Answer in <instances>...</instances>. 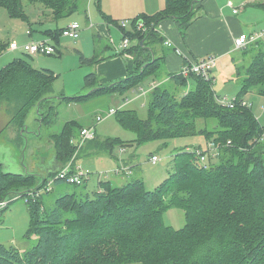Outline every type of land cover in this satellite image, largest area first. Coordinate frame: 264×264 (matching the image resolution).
Instances as JSON below:
<instances>
[{
  "label": "trees",
  "instance_id": "obj_1",
  "mask_svg": "<svg viewBox=\"0 0 264 264\" xmlns=\"http://www.w3.org/2000/svg\"><path fill=\"white\" fill-rule=\"evenodd\" d=\"M28 1L44 8L47 13L43 19L49 22L50 17L57 22L78 10L77 0ZM201 1L165 0V6L159 11L132 18L127 28H121L123 35L131 40V45L122 52L134 56L135 68L106 85H99L96 73L90 72L85 76L89 92L63 99L80 102L100 94L125 93L160 72L162 57L153 55L148 45L163 42L155 31L156 25L171 18L185 36ZM23 2L0 0V7H5L12 17L30 21ZM138 21L148 27L146 32L136 28ZM63 28L51 26L42 33L59 42ZM10 45L11 42L0 38V55L10 49ZM22 45L12 50L19 49L23 55L0 70V107L6 104L5 112L11 115L7 121L0 122V144L7 140L27 143V118L34 109L42 115L41 126L50 123L49 114L41 109L54 97L50 91L55 75L51 70L34 67L32 54ZM242 54L244 64L237 69L241 90L234 98V107L221 105L212 81L196 74L189 76L193 83L187 93L180 94L179 87L188 84V77L171 73L169 81H173V88L166 84L152 91L145 118L132 109L116 111L118 121L138 133L134 142L118 138L101 140L98 135L91 140L96 141L92 147L109 154L114 152L118 142L121 146H131L157 138L196 134L205 135L215 144V149L208 148L201 154L197 152L201 148L177 150L172 155L169 176L154 189H147L141 178H133L129 172L132 168L122 166L119 174L130 175L126 183L117 185L106 180L100 182L93 194L88 192L84 198H78L73 192L65 193L56 198L53 207L47 208L44 195L50 191L28 195L45 186L53 173L41 174L38 170L30 173L29 169L20 173L7 171L0 152V201L11 199L14 194H21L19 199H27L31 215L28 235L33 231L38 236L37 244L25 252L0 244V264H125L135 261L144 264H264V140H260L264 126L251 107L240 101L242 95L254 87L264 94V44L260 40L253 42L243 48ZM99 59L81 56L83 62L95 63ZM201 118H213L216 124L209 128L204 121L200 125L197 120ZM77 124L76 120L67 122L60 132L52 135L55 151L50 158L57 159L61 167L71 159L77 147L78 135L74 136ZM82 128L80 126L79 131ZM6 131L7 137L1 138ZM202 154H206L205 163L201 161ZM37 159V163H42L39 157ZM74 163L76 165V160ZM60 183L65 182L57 181L52 190ZM171 207L184 211L186 223L181 229L163 221V214ZM67 212L74 218L70 220Z\"/></svg>",
  "mask_w": 264,
  "mask_h": 264
},
{
  "label": "rangeland",
  "instance_id": "obj_2",
  "mask_svg": "<svg viewBox=\"0 0 264 264\" xmlns=\"http://www.w3.org/2000/svg\"><path fill=\"white\" fill-rule=\"evenodd\" d=\"M77 1L79 3V9H81V7L88 9L89 3L91 11H96L94 3L95 0ZM23 3L30 21L12 17L5 7H0V38L2 40L8 42H12L14 40L18 41V37L20 40V37L26 33V29L30 27V23H32L31 27L34 29L35 35H38L42 28L46 29L51 26H59L60 28H63V26H66L65 23L68 20H71L72 22V20H75V18L79 19V21H83H78L81 25V29H84L85 31L82 32V35L91 34L86 27L88 22L85 19L84 13L80 12L79 10V12L72 13V15L69 17H63L57 22L52 21V17H50L51 21L49 22L37 15L36 10L41 8L40 6L29 2L28 0H24ZM197 11L198 13L201 12L199 9H197ZM249 11L252 12V9H249ZM198 13H196V15ZM254 14L255 15L252 17L253 19L256 21L257 19H259V21L261 20L256 25V28L258 32H263L264 13L262 10L255 9ZM39 19H42V24H39ZM124 20H129L130 25L132 18H122L119 20V24H121ZM43 25L46 26L43 27ZM119 38L120 40L118 44H121L122 38L121 36ZM47 39H49L50 42L52 40L54 44H57L56 47L58 45H63L65 48L68 47V49H61V53L58 50L53 54L43 56L46 57V59H57L54 61V68L51 66L55 70H51L55 77L53 78L52 90L50 91V94L54 97L50 101H47L41 109V112H46L49 114L48 119L50 120V123L41 126L42 123H40V120L42 119V115L37 109H34L30 111L31 113L27 118V124L29 125V132H26L27 143L25 142L19 144L14 140H7L6 142L0 144L2 160L5 163V168L7 171L10 170L12 172L20 173L21 171L29 169L30 173H32V171L38 170L41 174H46L48 169H56L59 167L60 162L55 158H50L51 153L55 151L52 135L60 132L65 123L70 119H76L78 123L76 125L78 133L74 136H79L80 126L96 125L95 127L97 135L101 140L105 138H118L122 141L130 143L134 142L138 138V133L135 130L122 125L118 121L116 114H110L103 120L96 121L97 115H103L111 110V108L117 109V106L120 104V102L125 101V98H127L126 96H135L136 94L132 92V89L128 90V92L126 91L125 93H105L96 95L78 103L63 99L65 96L73 97L87 94L89 92V88L85 86V76L92 70L90 65L86 64L81 66L79 60L80 56L75 53V44H79L78 40L81 39L72 40L61 37L60 42L52 38ZM96 41L99 44L106 42L105 39H100L98 36H96ZM260 41L264 44V34L262 35V39H260ZM148 45L153 48L156 53H158L157 44L150 42ZM166 52L169 51L166 50ZM241 53H243V49L242 51L234 50L229 57L221 60V62L219 61L220 63H218L216 68L217 70H214L216 79L212 81V84L213 89H215V93L219 95L217 97L233 100L239 94L241 90V81L239 78H237V68L244 64ZM22 55L23 53L19 49H7L4 51L0 55V70L7 63ZM39 55L42 54L32 55L33 59L35 60L36 57H40ZM41 64L50 65L49 62H41ZM163 70L161 72L162 75L164 73ZM161 73L158 77L159 79L162 77ZM243 75L245 74L243 73ZM148 80H151L150 76L148 77ZM150 96L151 95L148 92V94H142L139 99H135L136 101L133 100L132 105L137 106L139 104V114L142 118H145L147 115V106ZM146 100H148V102ZM240 101L251 107V110L255 117L258 118L260 125L264 126V94L259 93L257 87H254L250 89V91L244 93ZM5 109L6 104L0 107V122L3 119V121H7L11 117L9 113L5 112ZM204 121L209 128L214 123L216 124V120L213 118L207 120L201 118L197 120V123L202 125ZM7 135L8 132L6 131L2 134L1 138L5 139ZM74 136L72 139H75ZM196 136H201L200 140ZM205 138L206 137L203 134L190 135V145L193 146L194 144L201 146L200 143L204 144L206 142H204ZM175 139L176 138H157L151 141L140 143L139 145L136 144L133 149L127 148L128 150H121L122 146L119 145L118 142L115 144L116 148L111 155L107 152H104V154L101 155L99 154L95 156L90 154L88 158H82L80 155L84 151V147L92 146V144L96 142L91 140L86 141V146L84 145L83 149L81 148L79 152H77L76 149L74 150L71 160H76L75 167L79 169L83 168L90 172L89 178L87 180L88 182L86 183L87 185L71 183L58 184L52 191L44 195L45 206L47 208L53 207L55 199L65 193L73 192L78 196V198H84L88 192L93 194L99 189L100 182L114 178V176H110L111 174L113 175V172L119 173L115 170L118 166V164L116 165V158H130L131 156L129 155L133 154V152L136 153L135 155L137 156L139 165L134 167L136 174L132 177L141 178L144 181L145 187L147 189H154L169 176L172 155L177 150L182 149V147H187V144L185 143L186 141ZM202 147L205 149L207 145L205 144ZM129 149L131 150L130 152ZM153 153L159 157L157 164H153L150 160V155ZM41 155H43L44 158H48L47 163H44L43 159L41 161L42 163H37V158ZM34 158L36 159V164L33 162L35 161ZM213 160L216 161V157L213 158ZM117 163L119 162L117 161ZM40 176H38V178H40ZM114 180H116V178H114ZM66 216L69 217L70 220L74 218V215L71 212H67ZM163 221L168 226H172L175 229H181L186 223L184 211L178 207H171L163 214ZM30 225L31 215L28 201L24 198L14 201L9 207L5 208L4 210H0V243L12 245L22 252L31 249L35 244H37L38 236L33 231L28 235ZM125 264L144 263L141 261H135ZM151 264H155V262Z\"/></svg>",
  "mask_w": 264,
  "mask_h": 264
},
{
  "label": "crops",
  "instance_id": "obj_3",
  "mask_svg": "<svg viewBox=\"0 0 264 264\" xmlns=\"http://www.w3.org/2000/svg\"><path fill=\"white\" fill-rule=\"evenodd\" d=\"M231 1L233 2V5L235 7L239 8V11L237 13H235L233 11V7L229 5V0H202L198 5L199 8H196V11L197 9H199L201 12L198 13L197 11L198 14L196 15L194 21L187 28L185 36L182 35L176 22L173 19L166 18L161 20L156 25L155 31L158 33L159 37L162 38L163 42L155 43L158 47V53H156V51L154 52L153 48L152 52L153 55L157 57H162L161 69L163 70L164 67V73L162 75V70H160V72H158L157 74H153L150 76V81L148 80V77L144 79V81H142L137 87L132 89V92H134L136 95H133L131 97L126 96L127 98H125L124 102H120V104L117 106L118 108L116 109V111L119 109H132L136 110L139 113L140 106L139 104L137 106L132 105L133 100L137 98L139 99L142 94H148V92L151 95L152 91L157 86H164L167 84L169 87L173 88L174 83L173 81H169V74L178 73L184 62V59L186 58L198 59L206 55H216L218 56V63H220L221 60H224L225 58L229 57L234 50L242 51V49H236L234 47V38L240 35L241 33L253 34L258 32L256 25L261 20L259 21V19H257L256 21L252 17L255 15V9L262 10L264 13V8L262 7V5L264 4V0ZM94 3L96 11H91L89 3L88 9H84L83 7L79 9L78 3V10L84 13L85 19L88 22L86 27L92 35H82V32L85 31L84 29H81V36L79 38L81 40L77 39L79 44H75V53L80 56L79 60L81 66L86 64L90 65L92 70L91 72L96 73L98 84L106 85L125 77L130 71L135 68L134 56L127 52H122L123 49H121L120 44H118L120 40L119 37L121 36V38L123 39V31L119 26V20H121L122 18H134L142 14H153L165 6V0H100V5L98 4V0H95ZM40 7L41 8L36 10V13L39 17L43 19L44 15L47 12H45V9L42 6ZM249 9H252V12H250ZM78 10L75 12H79ZM42 19H39V24L43 23ZM72 21H79V19L75 18V20ZM69 22H71V20H68L65 25H68ZM45 26L46 25H43V27ZM43 30L44 29L42 28L40 33L38 35H35L34 29L30 32V28H28L26 29V33L20 37V40L19 37L17 38V40L19 44H24L31 40L37 41L50 38L49 36L42 33ZM260 32L263 33L262 31ZM96 36H98L100 39H105L106 42L103 44H99L96 41ZM62 37L67 38L64 36ZM260 39H262V37ZM166 41L172 42V45H167ZM54 45L56 46L57 44ZM64 48L65 47L63 45H58L56 47V50L60 51ZM65 49H68V47ZM176 49L181 50L184 55L181 56L176 51ZM166 50H168L169 52H166ZM39 56L40 57L38 58L36 57L37 61L36 59H33L34 67L38 69L54 70V61H56L57 59H46V57H43L46 55L43 54ZM81 56L90 59L95 58V56H97L98 58H100V61L95 63L83 62L81 60ZM242 58L244 60L243 54ZM41 62H49L50 65L41 64ZM217 66L218 64L216 65V68ZM160 73L162 77L159 79L158 77ZM212 75L213 78L216 79L214 71L212 72ZM187 81V85L179 87L181 90L180 94L187 93L188 89L191 87V84L193 83L191 77H188ZM146 101L148 102V100ZM72 120L76 119H70L67 122H70ZM214 125L215 123L213 124V126ZM87 126L88 125H86V127ZM83 127H85V125ZM76 132L78 133V130ZM196 137L200 140L201 136ZM73 140L74 139H72V141ZM175 140L186 141V148L191 149L200 147L203 150L208 149V145L210 142L205 138L204 142H206L204 144L200 143L201 146H197L194 144L193 146H191L190 136L177 137ZM205 144L207 145V147L204 149L202 146ZM134 147L135 145H122L121 150L127 148L133 149ZM130 149L129 152L131 151ZM212 152H215V150ZM90 154L97 156L99 154H104V152H101L100 149L94 148L92 146H87L82 152L81 156L82 158H88ZM135 154L136 153L133 152V154L129 155L131 156L130 158H116V165L118 164L117 169L122 166H126L129 169L132 168V170H129V172L132 173L130 175H135L136 172L134 167L139 165L137 156ZM153 154L150 155V158ZM117 161L119 163H117ZM60 167L61 164L59 163L58 169H60ZM130 175L125 174L124 176H122L119 173L113 172V175L111 174L110 176H114L116 180H114V178H111L110 181L114 182L117 185H122L127 182ZM87 182L88 181H86L84 185H87Z\"/></svg>",
  "mask_w": 264,
  "mask_h": 264
},
{
  "label": "built area",
  "instance_id": "obj_4",
  "mask_svg": "<svg viewBox=\"0 0 264 264\" xmlns=\"http://www.w3.org/2000/svg\"><path fill=\"white\" fill-rule=\"evenodd\" d=\"M229 5L233 7V11L237 13L239 11V8L235 7L233 5V2L229 0ZM129 20H124L120 24L121 28H127L129 26ZM138 30H141L142 32H146L148 27L144 24L143 21L137 22ZM264 34L261 32H256L253 34H247V33H241L237 37L234 38V47L236 49H243L250 45L253 42L258 41L262 35ZM62 36L77 40L81 36V25L78 21H72L68 25H66L63 28ZM167 45H172V42L166 41ZM131 45V40L128 36L123 35L122 42L120 44L121 49H126ZM24 49L29 52L32 55H50L56 52V46L49 41V39H42V40H31L22 45ZM19 47V43L14 40L11 42L10 49H16ZM176 51L182 56L184 55L183 52L179 49H176ZM218 64V56L216 55H206L203 57H200L198 59H190L186 58L184 59V62L178 72V74L183 75L185 77H189L192 74L200 75L204 80L207 81H213V75L212 72L216 68V65ZM218 102L223 106L228 107H234L235 101L233 100H227L226 98L217 97ZM116 109L112 108L107 113L103 115H97L96 121L103 120L106 116L110 114H115ZM96 125L91 126H85L80 130V134L78 136L77 141V147L76 151L79 152L81 148L86 144V141L93 140L96 135ZM260 140H264V128L261 134ZM208 148L215 149L216 146L213 142H209ZM202 150H197L199 154H201ZM153 164H156L159 160V157L156 154H153L150 158ZM201 161L202 163L206 162V154L201 155ZM126 168V166H124ZM117 172L120 171L118 168L116 170ZM90 172L88 170H85L83 168H77L75 167V163L73 160H69L64 166H62L56 173H53L52 175L48 176L47 183L45 186L38 188L37 190H32L29 192L28 196H34L42 194L44 192L51 191L54 184L57 181H64L65 183H71V184H83L85 183L89 178ZM21 197V194H14L11 199H6L0 201V210H2L4 207H6L9 202L16 201ZM27 200V199H26Z\"/></svg>",
  "mask_w": 264,
  "mask_h": 264
},
{
  "label": "water",
  "instance_id": "obj_5",
  "mask_svg": "<svg viewBox=\"0 0 264 264\" xmlns=\"http://www.w3.org/2000/svg\"><path fill=\"white\" fill-rule=\"evenodd\" d=\"M196 1H198V0H194V2H196ZM143 43V41H141V44ZM41 121H42V119L40 120V123H41ZM13 163V162H12ZM5 167V166H4ZM59 167H57L56 169H48L47 171H46V174L47 175H49L50 173H55V172H57L59 169H58Z\"/></svg>",
  "mask_w": 264,
  "mask_h": 264
},
{
  "label": "flooded vegetation",
  "instance_id": "obj_6",
  "mask_svg": "<svg viewBox=\"0 0 264 264\" xmlns=\"http://www.w3.org/2000/svg\"><path fill=\"white\" fill-rule=\"evenodd\" d=\"M39 159L42 161V159H43V162L44 163H47L48 162V158L47 157H43V155H42V158L39 156Z\"/></svg>",
  "mask_w": 264,
  "mask_h": 264
}]
</instances>
